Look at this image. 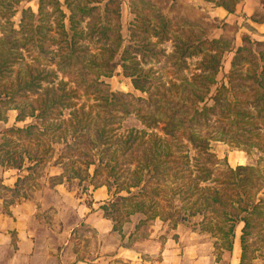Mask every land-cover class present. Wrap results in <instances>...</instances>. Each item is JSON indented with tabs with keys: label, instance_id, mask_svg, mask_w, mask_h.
Returning <instances> with one entry per match:
<instances>
[{
	"label": "trees",
	"instance_id": "trees-1",
	"mask_svg": "<svg viewBox=\"0 0 264 264\" xmlns=\"http://www.w3.org/2000/svg\"><path fill=\"white\" fill-rule=\"evenodd\" d=\"M30 1L32 0H0L1 8L8 16L0 29V87H3L1 82L5 80L7 70H12L22 56L17 54L15 58L14 54L5 49L11 44L16 50L30 51L36 66L53 64L56 72L60 71L63 76L70 68L77 71L73 87H69L68 82L60 81L57 86L48 88L44 94L39 95L33 108L35 125L25 128L12 126L4 131V142L0 146V152L4 154L0 156V165L6 169L22 171L25 162L29 161L32 164L27 169L31 173H37L50 152V145L43 137L54 131L65 132L66 122L75 131L85 122L84 127L93 125L97 127L100 137L104 136L108 124H104L105 119L100 120L101 113L111 114L118 102L115 100L116 95L105 93L97 86L102 85L99 82L101 76L113 75L115 66L110 63L120 47L117 44V41L120 42V35L116 32L119 31V23L115 21V14L121 10V6L119 3H112L113 0H39L37 12L31 8L24 9L20 22H12L11 18L16 15L17 7ZM235 3L233 0L230 5L228 1L221 0L217 5L224 7L228 13H233ZM86 16H93L95 20L89 24V29L82 25ZM251 19L264 25V14L261 15L259 9L254 11ZM167 25L168 23L163 26V32L170 30L166 29ZM112 33H117V36ZM175 39L178 41V38ZM221 42L222 38L211 41H196L192 37L179 39L180 44L175 52L177 63L172 65L176 81H168L169 86L161 84L163 92L168 94L167 99L156 108V112L141 119L146 129H161L165 137L152 132L147 135L148 139L134 136L132 142L126 141L117 149L111 150L112 146H105L101 150L102 155L109 156L111 160L122 154L126 158L125 164L137 161L133 170L129 167L126 170L128 178H133L128 189L139 188L141 184L143 186L124 198L130 208L126 219H120L114 214V210L110 212L113 202L102 208L105 216L113 220L115 230L122 231L123 225L134 215L143 217L137 224V230L156 219L168 223L171 229L179 224L189 223L195 230L198 226L200 232L211 234L216 239V248L222 252L233 250L236 233L240 228V264H253L255 257L252 254V242L264 241V42L253 40L250 36L242 37V45L234 52L227 82L222 83L213 96L214 105L208 106L204 102L205 97L209 93V85L216 83L215 76L225 53L219 46ZM148 45L153 46L150 43ZM138 48L137 51H142ZM95 50L98 53H94ZM232 51V48H228L226 52ZM142 55L144 56L141 52ZM199 55H203L199 65L200 72L193 73L192 76L184 73L185 58ZM92 67L93 78H90L85 68ZM122 67L123 72L132 78L134 87L141 91H148L146 85L157 79L151 68H141V63L137 60L134 66L123 63ZM11 73L13 75L15 72ZM86 82L88 86L83 85ZM93 86H96L95 90L102 96H95L93 104L78 102V93L82 90L83 94H89L88 89ZM178 90L183 93L179 96L176 94L177 99L171 98ZM188 92H192L193 96ZM200 103L204 105L199 106ZM9 109L19 111L16 122L23 121L25 116L23 117L22 111L17 107ZM65 110H70L71 117L60 120ZM181 111L185 114L191 112L195 119L196 131L190 133L187 130L186 137L191 147L200 152L199 156H208L205 157V162L196 160L193 164L189 146H178L177 140L186 129V120L177 119ZM58 112L60 116L56 115ZM215 113L220 114L214 120L217 125L215 129H219L224 135L220 139L236 144L248 155H257L254 164L234 168L227 162L225 169L219 168L220 160L209 152L208 136L201 134L202 128L210 125V120L218 115ZM32 131H35V148L15 146L17 144L11 140L13 135ZM150 138L156 144L161 142L163 146H148ZM197 141L200 144H196ZM29 143L32 144V141ZM20 148L22 150L19 152ZM147 175L149 178L143 181ZM64 177L63 173L49 182L51 185L59 184ZM31 179L32 174H28L18 179L14 189L5 186L2 188L11 192L14 198L27 197L26 193L20 194L21 188ZM89 184L93 188L107 186L112 192L109 182L96 181ZM195 218H199L198 221L192 220ZM81 257L88 258L86 255Z\"/></svg>",
	"mask_w": 264,
	"mask_h": 264
},
{
	"label": "rangeland",
	"instance_id": "rangeland-1",
	"mask_svg": "<svg viewBox=\"0 0 264 264\" xmlns=\"http://www.w3.org/2000/svg\"><path fill=\"white\" fill-rule=\"evenodd\" d=\"M225 1L232 5L233 0ZM235 1V11L233 13L227 12L228 14H226L227 10L217 5L221 0H113L112 3L120 4L121 6V10L115 14V21L119 23V31L116 32H119L118 34L120 35V42L117 41L120 47L110 63L115 66L113 75L111 77L101 76L99 82L102 85L96 86L105 93L116 95L115 100L118 103L111 114H108V112L101 113L100 120L105 119L106 122L104 124H108V127L104 130V136L100 137L97 127L93 125L84 127L83 124L85 122L76 131L69 122H66L67 130L65 132L54 131L48 136H44L43 138L50 145V152L45 158L44 165L37 169V173H31V170H28L27 167L32 163L29 161L25 162L21 173L23 176L32 174V179L22 185L20 194L31 195L35 191V187L42 186L45 179L53 175L60 176L63 173L65 174L63 180H66L67 186L74 190L78 189L76 191L78 194H83L85 192L84 188H87L86 186L90 182H109L112 189L110 202H113V206H110V212L114 210L116 216L120 219H126L130 208L129 203L124 198L136 193L143 186L141 184L139 188L128 189L133 178H128L126 170L128 167L133 170L137 161L125 164L126 158L122 154L118 158L111 160L109 156L105 157V155H102L101 150L105 146H112L111 150L117 149L123 146L126 141L127 143L132 142L134 136H143L144 139H148L147 135L152 132L159 133L165 137L161 129H146L141 119L148 118L150 114L156 112V108L167 99L168 94L163 92L160 87L161 84L169 86L168 81H176L172 72L174 69L172 65L177 63L175 52H177L176 48L180 44L179 39L184 40L187 37H192L196 41H211L222 38L219 46L225 53L221 67L215 76L216 83L209 85V93L204 101L208 106L214 105L212 98L217 93L219 86L227 82L234 52L236 48L242 45V37L250 36L253 40L264 42V26L254 22L251 16L248 17L243 12V2L245 0ZM38 6L39 0L21 3L17 7V13L11 18V21L18 24L21 20L22 10L31 8L34 12H37ZM256 9H259L261 15L264 14V0H259ZM66 12L70 14L68 10ZM6 18L8 16L0 5V29L5 24ZM84 18L82 25L87 26L89 29V24L95 22V20H93V16ZM166 23H168L166 29L170 28V30L163 32L162 28ZM112 34L117 36V33ZM175 38H178V41ZM109 43L111 44V42ZM148 43L153 46L148 45ZM139 46L140 48H138ZM137 48L142 51H137ZM228 48H232L233 51L230 53L226 52ZM5 49H8L10 54H14L15 58L17 54H22V56L18 58V62L12 70H7L5 80L1 82L3 87H0V146L4 142V131L6 129L12 126L25 128L31 124L35 125V109L33 110V108H35L40 94H44L48 88L57 86L60 81L68 82V86L73 87V81L77 78L76 69H73V71L71 68L68 69L63 76L60 71L56 72L57 69L53 64L36 66L35 59H32L30 51L25 49L16 50L13 44L6 46ZM127 50L129 51L127 52ZM93 52L98 53V50ZM141 52L144 56H141ZM127 53L130 55H127ZM202 58L203 55L186 57L183 65L184 73L192 76L193 73L200 72L199 65ZM136 60L141 63V68L145 70L151 68L154 72V78H157L156 80L154 79V82L146 85L148 91L136 89L132 78L123 72V63L134 66ZM93 69V67L92 69L85 68L90 78H93ZM12 71L15 72L13 75ZM83 85L88 86L89 84L86 82ZM96 86L88 89L89 94H83L81 90L78 93L80 95L78 102L84 103L87 101L93 104L95 96H102L101 93L95 90ZM11 88H13L12 92L10 91ZM182 93V90H178L171 98L177 99ZM188 93L193 96L192 92ZM203 105L204 103H200L199 106ZM13 107H17L22 111L23 117L25 116L23 121L14 122L19 111L9 109ZM170 108L172 107L170 106ZM69 112L70 110H65L60 120H68L71 117ZM217 114L215 113V115ZM56 115L60 116V112ZM186 115L189 116L187 117ZM219 115L210 120V125L204 126L201 131V134L209 138V152L220 160L219 168L225 169L227 162L234 168L239 165L254 164L257 155H248L236 144L220 139L224 135L219 129H215L217 125L214 121L215 119L217 120ZM78 117L80 118L81 116L78 115ZM177 119L186 120L184 121V128L186 129L181 132V136L177 140L178 146H189L193 164L197 162L196 160L205 162V157L208 156H199L200 152L191 147L192 145L186 137L187 130L190 133L196 131L194 129L196 125L194 124L195 119H193L192 113L188 112L185 114L184 111H181L177 115ZM162 126L163 124L160 125V127ZM199 127L201 128L200 125ZM34 135L35 131L31 133L22 132L18 135H13L11 140L17 144L15 146H34L35 148ZM150 140L151 142L148 146H163L161 142L156 144L154 139L150 138ZM29 141H32V144ZM196 144L200 143L197 141ZM21 150L22 148L18 151L20 152ZM2 154L4 153L0 152V156H3ZM139 155L141 154L139 153ZM144 172L146 173V171ZM1 178L0 175V182ZM54 178L56 179L57 177ZM148 178L149 175L143 178V181ZM0 195L4 199L3 205L5 207L13 200L17 199L16 201H19L21 199V197L14 198L11 192L2 188H0ZM136 217H133L132 222L137 220ZM198 219L192 220L198 221ZM167 225L168 223H166ZM187 225L193 228L191 224L188 223ZM195 228L198 229L199 227ZM252 245V250L254 251L252 254L255 257L253 264H264V241L253 240Z\"/></svg>",
	"mask_w": 264,
	"mask_h": 264
},
{
	"label": "crops",
	"instance_id": "crops-1",
	"mask_svg": "<svg viewBox=\"0 0 264 264\" xmlns=\"http://www.w3.org/2000/svg\"><path fill=\"white\" fill-rule=\"evenodd\" d=\"M243 4L250 17L259 0ZM0 168V188L14 189L21 170ZM54 177L7 207L0 195V264H240V228L231 252L217 251L211 234L187 224L171 229L156 219L137 230L143 217L134 215L115 230L102 208L112 199L107 186L88 184L78 194L66 180L51 185Z\"/></svg>",
	"mask_w": 264,
	"mask_h": 264
}]
</instances>
